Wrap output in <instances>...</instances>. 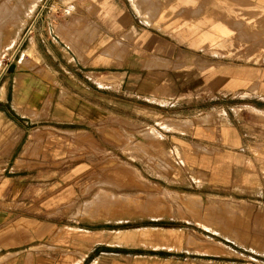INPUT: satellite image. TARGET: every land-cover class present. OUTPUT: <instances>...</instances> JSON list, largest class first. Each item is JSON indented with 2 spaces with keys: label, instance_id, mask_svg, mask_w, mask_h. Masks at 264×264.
<instances>
[{
  "label": "rangeland",
  "instance_id": "374dc122",
  "mask_svg": "<svg viewBox=\"0 0 264 264\" xmlns=\"http://www.w3.org/2000/svg\"><path fill=\"white\" fill-rule=\"evenodd\" d=\"M189 1L180 0L173 14L152 23L179 46L174 64H169L173 70L161 74L153 91L166 97L159 100L162 105L149 102L148 88L154 79L144 73L141 99L110 89L107 115L58 121L52 118L53 105H68L71 83L76 78L86 80L78 69H94L100 58L99 51L91 47L98 30L89 34L82 25L90 23L101 29L96 21L115 13L116 5L111 0H0V153L8 154L17 139V135L3 136L10 133L6 129L17 128L15 122L25 125L30 136L18 161L29 159L32 163L36 158L40 165H53L55 174L73 177L77 195L64 211L82 224L108 229L110 249L115 252L112 256L123 255L127 264H198L209 256L203 240L212 245L219 240L227 251L230 246L261 250L264 245V182L263 196L257 200L254 190L244 184H207L188 166L181 139L164 127L165 120L194 117L199 121L201 115L208 114L203 109L208 104H235L233 100L212 99L201 88L203 69L211 63L204 57L216 55L218 61L264 59V54L260 57L264 52V0ZM156 2L168 10L174 0ZM197 7L215 9L216 15L194 13ZM8 27L13 33L6 31ZM200 30L210 32L212 39L196 42ZM31 40L38 54L22 56ZM68 47L82 53L78 58L85 66L68 54ZM110 52L118 50H104ZM93 75L100 77L98 72L90 77ZM242 107L245 114L253 113L247 105ZM216 114L224 120L222 110ZM260 121L264 127V120ZM148 128L155 131L150 136L145 132ZM121 170L126 174L121 175ZM163 188L185 196L199 194L202 200L190 208L167 196L165 205L153 213L147 206L137 208L148 200L145 196L159 197ZM98 197L103 198L96 207L100 212H94ZM211 197L233 204L216 203ZM234 200L241 201L237 204ZM213 205L216 208L210 211ZM121 233L122 237L118 236ZM192 236L199 242L190 243Z\"/></svg>",
  "mask_w": 264,
  "mask_h": 264
},
{
  "label": "crops",
  "instance_id": "0c3cea01",
  "mask_svg": "<svg viewBox=\"0 0 264 264\" xmlns=\"http://www.w3.org/2000/svg\"><path fill=\"white\" fill-rule=\"evenodd\" d=\"M139 1L143 8L138 0H111L116 5L115 13L96 21L101 29L90 23L82 25L89 34L98 30L91 46L93 51H99V61L96 59L98 63L94 65L97 69H78L86 80L76 78L75 83H71L68 105H53L54 120L85 121L107 115L110 89L132 99H141L144 73L154 79L148 88L149 102L163 104L159 100L166 97L153 91L161 74L173 70L169 64H174L179 46L152 23L155 18L162 20L173 14L180 0H174L168 10L161 8L157 0ZM194 13L212 17L216 10L197 7ZM216 26L224 29L223 25ZM196 36V42L212 39V34L206 30H200ZM68 49V54L76 56V60L85 66L78 58L82 53ZM105 49H117L118 52L106 54ZM115 55L118 58L112 57ZM216 57H204L211 63L203 69L201 88L210 93L212 99L233 100L235 104H208L203 108L208 114L201 115L199 121L194 117L165 120L164 127L181 139L188 166L202 176L203 181L217 186H250L257 200L263 196L264 182V138H261L264 127L260 121L264 120V59L218 61ZM111 69L117 75L109 72ZM91 71L100 73V77H90L94 74ZM251 100L260 103L254 101V104ZM243 105H247L260 120L253 117V113L245 114ZM221 110L224 120L216 114ZM15 123L17 128L6 129L10 133L2 134L17 135V139L8 154L0 153V264H127L123 255L112 256L115 252L110 249L108 229L82 224L64 211L77 195L73 177L55 174L53 165H40L36 158H32V163H28L29 159L18 161L30 133L25 125ZM234 201L238 204L241 200ZM118 236L122 237V233ZM197 241L190 237V243ZM40 245L45 246V251L37 249ZM202 245L209 256L198 264H264V245L261 250L253 246H230L228 251L219 240L215 245L203 240ZM64 250L66 252L62 254ZM112 258L114 260L110 261Z\"/></svg>",
  "mask_w": 264,
  "mask_h": 264
},
{
  "label": "bare ground",
  "instance_id": "6f19581e",
  "mask_svg": "<svg viewBox=\"0 0 264 264\" xmlns=\"http://www.w3.org/2000/svg\"><path fill=\"white\" fill-rule=\"evenodd\" d=\"M21 19V18H20ZM19 21V20H18ZM6 31L7 32H12L13 33V30H12V28L11 27H8L7 29H6ZM32 41V40H31ZM10 46V45H9ZM33 46V42L31 43H29L25 48H24V50H23V53H22V56L25 54V53H29V55H32V56H34V55H36V51H34V47H32ZM33 49H32V48ZM36 52V53H35ZM217 53V52H216ZM220 54H221V52H220ZM101 83V82H100ZM146 126H150V125H146ZM151 127V126H150ZM153 128V127H152ZM152 128H148V130L147 131H145L146 133H147V135H152L155 131L152 129ZM159 133V132H158ZM156 137V136H155ZM122 169V168H121ZM123 170V169H122ZM121 170V175H125L126 173L124 172L125 171V169H124V171H122ZM117 172V171H116ZM192 172V171H191ZM117 174H119L118 172H117ZM149 194V193H148ZM150 195V194H149ZM149 195H147V196H145V197H147L148 198V200L146 201V202H144L143 204H136L137 205V208H138V206H141L142 208H145L146 206L150 209V211L152 212V211H154V210H160L165 204V202H164V198H166L167 196L168 197H170L171 199H175V200H177V201H179V202H181L184 206H188V207H190V208H194V207H196V205L199 203V201H201L202 199L200 198V195L199 194H193V195H191V196H185L184 194H182V195H180V194H177V193H175V192H172L171 190H168V189H165V188H163V190H162V193H161V195L159 196V197H157L156 195L154 196V197H152V199H151V197L149 196ZM184 195V196H183ZM115 197V196H114ZM126 199V198H125ZM130 199V198H129ZM131 199H132V201L133 202H135L136 201V199L137 198H135V197H131ZM99 200L101 201V200H103V198H95L94 199V204H93V206H94V209H92V211H94V212H96V211H98L97 210V208L96 207H98L99 205H100V203H99ZM167 200V199H166ZM210 200H213V201H215L216 203L218 202V203H220V202H228L229 204L231 203V204H233V202H229V200H227V201H221L222 200V198H217V197H211L210 198ZM213 201H212V203H213ZM126 202H129V201H126ZM102 204V203H101ZM123 206H125V204L123 205ZM140 208V207H139ZM180 208V207H179ZM216 208V206L215 205H213V206H211L209 209H210V211H212V209H215ZM146 209V208H145ZM216 211V210H215ZM218 211V210H217ZM98 212H100V211H98ZM153 213V212H152ZM201 226V225H200ZM205 226H207V225H205ZM202 227V226H201ZM204 228V227H203ZM207 229V228H206ZM145 230V229H144ZM160 231V230H159ZM155 233H156V231H155ZM150 234V233H149ZM148 234V235H149ZM157 234V233H156ZM151 235V234H150ZM159 236V235H158ZM157 236V237H158ZM209 237V236H208ZM140 238H142V237H140ZM160 238V237H159ZM194 238V237H193ZM150 239V238H149ZM157 239V238H156ZM165 240V239H164ZM157 241V240H156Z\"/></svg>",
  "mask_w": 264,
  "mask_h": 264
}]
</instances>
